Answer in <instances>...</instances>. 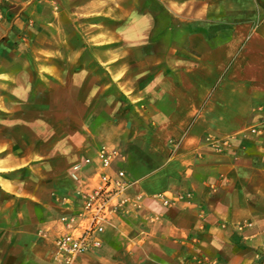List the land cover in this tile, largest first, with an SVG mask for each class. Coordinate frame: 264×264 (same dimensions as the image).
Wrapping results in <instances>:
<instances>
[{"label": "crops", "instance_id": "obj_1", "mask_svg": "<svg viewBox=\"0 0 264 264\" xmlns=\"http://www.w3.org/2000/svg\"><path fill=\"white\" fill-rule=\"evenodd\" d=\"M103 147L141 207L74 264H264V0H0V264H59Z\"/></svg>", "mask_w": 264, "mask_h": 264}, {"label": "built area", "instance_id": "obj_2", "mask_svg": "<svg viewBox=\"0 0 264 264\" xmlns=\"http://www.w3.org/2000/svg\"><path fill=\"white\" fill-rule=\"evenodd\" d=\"M179 143L180 139H173V148ZM117 155L115 148L103 147L99 151V169L90 176L94 187L80 191L83 202L77 213L62 217L66 231L56 239L55 259L59 264H74L79 254L100 246V235L107 224L126 213L129 205L141 207V195L136 200L126 195L129 182L125 179V172L119 171L115 177L107 170ZM90 161L91 159H86V162ZM79 167L77 165L75 168ZM155 196L162 199L166 206H171L176 200L183 198L180 194L173 196L158 193Z\"/></svg>", "mask_w": 264, "mask_h": 264}, {"label": "rangeland", "instance_id": "obj_3", "mask_svg": "<svg viewBox=\"0 0 264 264\" xmlns=\"http://www.w3.org/2000/svg\"><path fill=\"white\" fill-rule=\"evenodd\" d=\"M180 22H181V24H187V25H191L190 26V28H193V27H196V28H203L204 27V24H195V25H193L192 23H189V22H187V21H182V20H180ZM227 27H225V26H218V25H210V26H207L206 27V31H207V33L210 35V37L211 38H213V39H218V38H220L219 36H217L221 31L223 32V33H226V31H227ZM229 30V29H228ZM216 35V36H215ZM214 43H217V41L216 40H214L213 41ZM174 44H176L174 41H166V42H164V41H160V40H158V39H156V37H155V39L149 44V46H148V49L150 50V51H152V52H157V51H159V52H165L166 50H168L169 48H171ZM154 60V62H156L158 59L157 58H154L153 59ZM261 259L262 260H264V254H261ZM261 264V263H260Z\"/></svg>", "mask_w": 264, "mask_h": 264}]
</instances>
